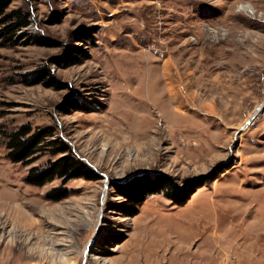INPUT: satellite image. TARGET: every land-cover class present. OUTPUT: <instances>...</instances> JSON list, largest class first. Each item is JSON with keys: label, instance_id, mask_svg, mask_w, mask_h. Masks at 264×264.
<instances>
[{"label": "rangeland", "instance_id": "rangeland-1", "mask_svg": "<svg viewBox=\"0 0 264 264\" xmlns=\"http://www.w3.org/2000/svg\"><path fill=\"white\" fill-rule=\"evenodd\" d=\"M19 8L29 25L0 34V264H264V111L250 118L264 105V0ZM26 123L53 127L97 178L70 179L61 200L47 198L59 178L28 184L60 154L12 162L8 134ZM211 174L182 205L122 193Z\"/></svg>", "mask_w": 264, "mask_h": 264}, {"label": "trees", "instance_id": "trees-1", "mask_svg": "<svg viewBox=\"0 0 264 264\" xmlns=\"http://www.w3.org/2000/svg\"><path fill=\"white\" fill-rule=\"evenodd\" d=\"M13 0H0V34L5 40L14 41L19 30L29 25V12L24 9L9 10ZM90 34H87L89 36ZM39 44H45L39 43ZM74 62H66V66ZM37 82H42L37 81ZM55 129L53 127H44L33 130L30 124L21 125L16 130L8 134L7 156L12 162H21L24 165L32 163L39 157L43 149L51 146L52 155L60 154L59 158L50 160L44 168L31 167L25 181L35 186H44L56 178L61 179V185L53 188L47 193V198L52 200H61L68 196L69 189L66 184L70 179L84 177L86 179H95L97 175L92 169L72 152L70 147L62 140H53ZM215 175H205L191 181L186 187L178 186L172 178L166 176H156L154 179L146 176L145 179L134 185H126L122 193L134 203H141L144 196L151 194H163L166 198L176 204L186 203L195 188L201 187L205 182L215 178ZM136 212H134L135 214Z\"/></svg>", "mask_w": 264, "mask_h": 264}, {"label": "bare ground", "instance_id": "bare-ground-1", "mask_svg": "<svg viewBox=\"0 0 264 264\" xmlns=\"http://www.w3.org/2000/svg\"><path fill=\"white\" fill-rule=\"evenodd\" d=\"M242 8L247 9L249 12H252V11H250L251 8H250L249 6H242ZM171 86H172V85H171ZM171 86L169 87L170 92H172V91L174 90V89H173L174 86H172V87H171ZM254 114H255V115H254ZM254 114H251L250 118H251L252 116L255 117V116L257 115V111H255ZM252 118H253V117H252ZM248 121H249V120H247L243 125H241V127H240L241 130L244 128V125H246V123H247ZM247 125H248V124H247ZM245 127H246V126H245ZM86 253H87V252H86ZM86 253L84 254V258L87 259V258H88V255H87Z\"/></svg>", "mask_w": 264, "mask_h": 264}, {"label": "water", "instance_id": "water-1", "mask_svg": "<svg viewBox=\"0 0 264 264\" xmlns=\"http://www.w3.org/2000/svg\"><path fill=\"white\" fill-rule=\"evenodd\" d=\"M264 111V105H261L259 108H258V110H257V113L258 112H263ZM251 122V120L248 122V123H250ZM94 171H96V169H94Z\"/></svg>", "mask_w": 264, "mask_h": 264}]
</instances>
